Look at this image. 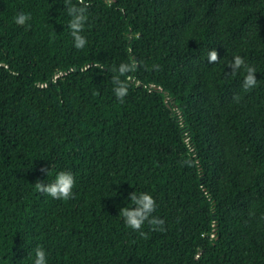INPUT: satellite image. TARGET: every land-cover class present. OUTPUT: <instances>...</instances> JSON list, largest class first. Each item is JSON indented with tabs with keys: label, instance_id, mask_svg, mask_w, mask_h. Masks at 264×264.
<instances>
[{
	"label": "trees",
	"instance_id": "16d2710c",
	"mask_svg": "<svg viewBox=\"0 0 264 264\" xmlns=\"http://www.w3.org/2000/svg\"><path fill=\"white\" fill-rule=\"evenodd\" d=\"M68 2L0 0V264H264V0H71L80 49ZM134 190L162 229L124 224Z\"/></svg>",
	"mask_w": 264,
	"mask_h": 264
},
{
	"label": "clouds",
	"instance_id": "9594fccd",
	"mask_svg": "<svg viewBox=\"0 0 264 264\" xmlns=\"http://www.w3.org/2000/svg\"><path fill=\"white\" fill-rule=\"evenodd\" d=\"M66 13L69 17L68 28L72 37L73 46L77 49L83 48L86 43V37L82 35L81 29L84 27V23L87 19L86 6H81L76 3H72L71 0L65 6ZM31 13L25 10H18L13 16V20L17 24H25ZM208 59L215 61L217 59V51L211 50L208 53ZM244 64L243 58L236 55L230 62V67L235 70L240 68ZM129 65L121 63L117 71L119 74H124L129 70ZM247 74L244 76L243 86L245 88L253 86L256 83V77L254 75L255 70L252 67H247ZM114 86L113 92L117 99L122 100L127 94V84L120 80L119 76L113 77ZM49 174V170H46V177ZM75 183L73 173L71 171L60 170L57 171L50 180L44 182L37 179L34 186L37 191L46 193L54 199H68L73 193V185ZM115 195H118L116 193ZM128 202L120 208L119 214L124 224L134 230L141 229L142 225L147 221L153 227L159 225L162 229L163 220L152 216L156 204L155 199L150 192L134 190L128 193ZM143 234V233H141ZM30 256V264H48L47 252L43 247L37 246Z\"/></svg>",
	"mask_w": 264,
	"mask_h": 264
}]
</instances>
